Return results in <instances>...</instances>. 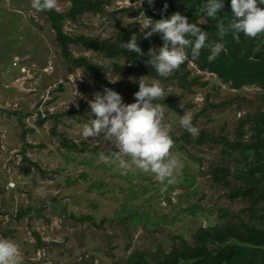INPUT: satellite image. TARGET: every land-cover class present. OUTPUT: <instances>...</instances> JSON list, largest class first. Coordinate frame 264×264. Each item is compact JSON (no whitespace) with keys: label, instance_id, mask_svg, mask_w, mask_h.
<instances>
[{"label":"rangeland","instance_id":"1","mask_svg":"<svg viewBox=\"0 0 264 264\" xmlns=\"http://www.w3.org/2000/svg\"><path fill=\"white\" fill-rule=\"evenodd\" d=\"M72 2L57 0L50 11L65 14ZM106 2L104 12L65 21L64 32L114 40L129 25L141 29L147 0ZM31 5L32 0H0V237L19 245L23 264H133L138 256L162 264L182 240L193 244L202 228L237 217L261 226L251 217L249 202L230 198L234 188L244 186L239 179L244 165L237 154L224 153L226 140L254 141L253 123L264 110L259 85L237 90L193 63L184 85L160 81L123 58L72 46L76 58L131 69L104 72L111 83L139 85L141 79L165 89L156 103L163 105V123L171 129V155L182 163L175 182L161 183L134 166L122 170L115 157L100 159L101 153L116 152L103 136L81 134L91 111L88 100L103 88L83 69L69 67L49 11ZM162 46L158 34L152 49ZM120 94L125 103L135 102L128 92ZM185 111L198 136L180 126ZM63 139L78 151L65 148ZM218 168L229 170L225 183L214 176Z\"/></svg>","mask_w":264,"mask_h":264},{"label":"trees","instance_id":"2","mask_svg":"<svg viewBox=\"0 0 264 264\" xmlns=\"http://www.w3.org/2000/svg\"><path fill=\"white\" fill-rule=\"evenodd\" d=\"M106 3V0H73L70 10L65 14L55 11L47 12L52 29L56 32V41L61 48L62 57L69 67L83 69L103 89L109 87L119 93L125 91L135 98L139 85L129 81L109 82L104 77V72L130 73L131 69L118 64L99 66L86 58H76L71 51L72 46L78 45L109 58H123L131 66L145 69L160 81L171 79L184 85L186 83L184 74L187 73L188 64L193 63L201 71L212 73L224 83L231 84L234 89L259 85L264 91V35L249 38L241 33L240 39L237 41L229 30L221 40L217 29V24L221 19H223L226 28L233 19L231 0H224V8L215 19L208 18L204 14L202 6L205 0H155L152 5L147 2L145 15L148 17L159 20L180 12L188 17L190 23L198 24L202 31L208 33V44L223 42L226 45L227 51L222 52L212 62L207 59L209 55L207 47L201 50L200 57L196 60L191 58L190 48L187 49L188 59L182 66L184 71L177 69L171 78L158 76L155 70L145 62L150 59L147 54L152 49L153 38L158 34L145 39L140 28H135L132 25L121 30L114 40H100L86 36L73 38L64 32L65 21L75 22L79 16L85 13L104 12ZM165 5H167L166 11ZM132 36L138 39L137 43L145 55L139 56L123 47V44L128 42ZM253 124L256 132L254 141L244 144L226 140L224 141V153L228 157L237 154L240 164L244 165L243 171L239 174V179L244 186L234 188L230 198L233 200L244 199L249 202L251 217L261 226L245 222L237 217V222L228 221L221 226L202 228L196 234L193 244L182 240L181 245L174 247L165 256L162 264H264V110L260 112ZM62 145L70 151H78L75 143L65 139L62 140ZM227 173H229L228 169L218 168L215 170L214 176L222 184L229 177ZM224 213L226 217L236 218L227 212ZM133 264L154 263L144 256H138Z\"/></svg>","mask_w":264,"mask_h":264},{"label":"clouds","instance_id":"3","mask_svg":"<svg viewBox=\"0 0 264 264\" xmlns=\"http://www.w3.org/2000/svg\"><path fill=\"white\" fill-rule=\"evenodd\" d=\"M147 2L152 5L155 0ZM31 6L36 11H50L57 7V0H32ZM231 6L233 19L227 28L223 19L217 24L221 40L229 30L237 41L241 33L249 38L264 35V0H231ZM202 7L208 18L215 19L224 8V0H205ZM189 21L180 12L159 20L146 15L140 29L143 37L148 39L159 34L163 40L162 47L149 50L147 56L150 59L145 61L158 76L167 78L185 63L189 48L191 58L196 60L201 50L207 47L209 62L227 51L223 42L208 44V33L202 31L198 24ZM134 36L123 47L139 56L145 55ZM132 79L135 81L134 77ZM138 83L135 102L130 104L125 103L122 95L112 88L105 87L103 91L96 92L94 98L88 100L91 111L81 134L85 139L103 136L116 149V152L109 155L100 154V159L105 163L115 157L122 170L134 166L144 173L153 174L161 183H174V174L182 168V163L171 155L174 144L171 129L163 123V105L156 103L165 96V89L158 81L146 84L139 79ZM180 107L184 108L182 104ZM179 124L192 136L199 135L190 112L185 111ZM0 264H23L19 245L4 237H0Z\"/></svg>","mask_w":264,"mask_h":264},{"label":"built area","instance_id":"4","mask_svg":"<svg viewBox=\"0 0 264 264\" xmlns=\"http://www.w3.org/2000/svg\"><path fill=\"white\" fill-rule=\"evenodd\" d=\"M16 63H17V62H16ZM16 63H15V64H16Z\"/></svg>","mask_w":264,"mask_h":264}]
</instances>
